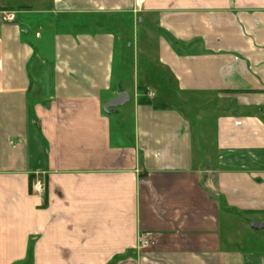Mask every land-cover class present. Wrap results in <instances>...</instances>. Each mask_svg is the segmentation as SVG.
Listing matches in <instances>:
<instances>
[{"label":"crops","instance_id":"crops-1","mask_svg":"<svg viewBox=\"0 0 264 264\" xmlns=\"http://www.w3.org/2000/svg\"><path fill=\"white\" fill-rule=\"evenodd\" d=\"M252 221L264 0H0V264H264Z\"/></svg>","mask_w":264,"mask_h":264},{"label":"built area","instance_id":"built-area-1","mask_svg":"<svg viewBox=\"0 0 264 264\" xmlns=\"http://www.w3.org/2000/svg\"><path fill=\"white\" fill-rule=\"evenodd\" d=\"M15 15V11L14 10H1V18L3 21H13L14 20V16ZM33 191L39 194H42L44 191V184L42 181H40L39 179H37L34 183H33ZM150 235H144L143 238H141V246H147L148 243L147 241L149 240Z\"/></svg>","mask_w":264,"mask_h":264},{"label":"water","instance_id":"water-1","mask_svg":"<svg viewBox=\"0 0 264 264\" xmlns=\"http://www.w3.org/2000/svg\"><path fill=\"white\" fill-rule=\"evenodd\" d=\"M128 99H129V94L125 91H121L115 97L107 101L103 108L107 109L108 107H118L124 104L126 101H128ZM250 226L256 230H259V229L264 230V223H261L258 221H252L250 223Z\"/></svg>","mask_w":264,"mask_h":264},{"label":"rangeland","instance_id":"rangeland-1","mask_svg":"<svg viewBox=\"0 0 264 264\" xmlns=\"http://www.w3.org/2000/svg\"><path fill=\"white\" fill-rule=\"evenodd\" d=\"M136 35H137L136 28H133L132 29V27H129V39L128 40L129 41H132L134 38H136ZM138 54L139 53H137V52H134V54H133L132 49L130 51H128V52H125V56H127L128 60L130 62V65L133 66V67H135V70H136V67L137 66L138 67L141 66V62H142V60H141L142 58L140 56H136ZM130 71H129V69L126 70L127 79L130 77ZM175 102H177V101H175Z\"/></svg>","mask_w":264,"mask_h":264},{"label":"trees","instance_id":"trees-1","mask_svg":"<svg viewBox=\"0 0 264 264\" xmlns=\"http://www.w3.org/2000/svg\"><path fill=\"white\" fill-rule=\"evenodd\" d=\"M144 100V99H143Z\"/></svg>","mask_w":264,"mask_h":264}]
</instances>
